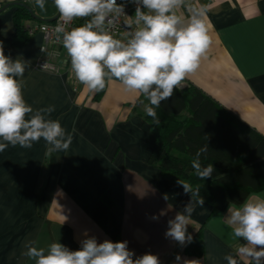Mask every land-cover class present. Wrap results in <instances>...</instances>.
<instances>
[{
  "label": "crops",
  "instance_id": "obj_1",
  "mask_svg": "<svg viewBox=\"0 0 264 264\" xmlns=\"http://www.w3.org/2000/svg\"><path fill=\"white\" fill-rule=\"evenodd\" d=\"M17 2L42 17H32L26 25L54 16L57 9L53 0L44 10L35 0H0V8L9 4L0 10V44L5 55L28 62L26 102L33 109L54 105L50 118L59 120L73 141L66 152L51 155H46L43 139L30 149L9 145L0 152V264H35L23 255L28 240L45 250L52 242L78 250L86 237L128 241L133 259L152 253L160 264H175L177 255L200 264H227L224 257L236 256L244 243L223 222L230 204L223 209L207 202L196 206L187 230L193 238L200 233L201 254L190 253V243L181 246L166 238L168 221L191 196L148 161L150 127L142 116L146 100L115 79L95 100L70 65L40 68L39 60L45 58L41 33L12 47ZM190 7L207 10L212 43L184 83L197 86L264 135V0H197L180 14L187 17ZM252 193H264V188Z\"/></svg>",
  "mask_w": 264,
  "mask_h": 264
},
{
  "label": "clouds",
  "instance_id": "obj_2",
  "mask_svg": "<svg viewBox=\"0 0 264 264\" xmlns=\"http://www.w3.org/2000/svg\"><path fill=\"white\" fill-rule=\"evenodd\" d=\"M53 3L59 14L56 38L66 49L75 79L93 93L103 91L108 81H119L126 91L139 93L148 100L145 111L155 123H159L156 109L174 91L183 89L186 77L199 68L212 43L205 8L190 7L187 17L180 14L187 0L122 3L53 0ZM126 3L135 5L133 16L126 14ZM35 4L45 9V0H35ZM122 16L128 29L126 40L111 33ZM80 18H87L86 22L68 27ZM27 66L28 62L22 58L5 55L0 44V152L9 145L30 149L41 139L47 145L46 155L66 152L73 136L59 120L50 118L55 106L33 109L24 99L23 77ZM199 156L197 152L192 167L200 179L210 178L215 169L211 164L202 167ZM177 183L186 194H191V200L168 221L165 236L185 246L193 239L187 230L192 213L205 201L189 183L181 180ZM222 218L232 237L244 241L239 243L236 256L224 257L227 264H264V193L249 194L239 205L230 204ZM35 245L36 241H26L23 253L35 264H160L159 257L152 253L133 259L135 253L129 250L128 241L98 242L95 237H86L80 241L78 250L60 242L50 243L47 250ZM175 264H200V261L177 255Z\"/></svg>",
  "mask_w": 264,
  "mask_h": 264
},
{
  "label": "trees",
  "instance_id": "obj_3",
  "mask_svg": "<svg viewBox=\"0 0 264 264\" xmlns=\"http://www.w3.org/2000/svg\"><path fill=\"white\" fill-rule=\"evenodd\" d=\"M31 18L25 7L16 5L12 47L21 46L30 38L25 21ZM103 92L94 93L93 98L98 100ZM156 113L159 123L145 110L142 116L150 127L152 150L148 161L162 176L189 183L214 209L238 205L250 192L264 188V135L197 86L185 82L182 90L174 91L172 97L161 102ZM197 152L202 167L213 165L215 171L210 178L200 179L192 167ZM187 250L196 255L202 253L200 233Z\"/></svg>",
  "mask_w": 264,
  "mask_h": 264
},
{
  "label": "built area",
  "instance_id": "obj_4",
  "mask_svg": "<svg viewBox=\"0 0 264 264\" xmlns=\"http://www.w3.org/2000/svg\"><path fill=\"white\" fill-rule=\"evenodd\" d=\"M197 0H187V3H191ZM125 2V0H117V3H122ZM125 12L128 16H133L135 12V5L132 3H126L125 6ZM58 17L51 21V22H46V21H41L35 24H27L26 29L28 34L32 35L35 33H41L43 37V43L41 46V51L42 53H47V52H53L55 53L56 50H63L66 52V49H64L62 42L58 41L55 32L56 25L58 23ZM87 18H80L72 21V23L68 26L69 28L71 27H77L86 22ZM125 17H120L119 21L116 23V25L111 29V33L115 38L126 40L127 37V27L124 23ZM39 67L42 69H54V66L51 65L50 61L41 58L38 63ZM43 65H47V67H43Z\"/></svg>",
  "mask_w": 264,
  "mask_h": 264
},
{
  "label": "rangeland",
  "instance_id": "obj_5",
  "mask_svg": "<svg viewBox=\"0 0 264 264\" xmlns=\"http://www.w3.org/2000/svg\"><path fill=\"white\" fill-rule=\"evenodd\" d=\"M49 4H50L49 0H45V6H48ZM36 15L38 16V18H42L41 15H39V14H36ZM38 22L39 21L34 19L32 21V24H35V23H38ZM43 56H45V58L43 57L44 59L50 61L51 65H53L54 68H56L58 70L60 68V65H62V64H65L66 66L70 65V58L67 56L65 51H63L61 49L56 50L55 53H53V52L43 53Z\"/></svg>",
  "mask_w": 264,
  "mask_h": 264
},
{
  "label": "water",
  "instance_id": "obj_6",
  "mask_svg": "<svg viewBox=\"0 0 264 264\" xmlns=\"http://www.w3.org/2000/svg\"><path fill=\"white\" fill-rule=\"evenodd\" d=\"M15 4H17V5H21V6L25 7V8L29 11V13L31 14V16H32L33 18H38L37 16H35V15L33 14V12L31 11V9L29 8V6H28L26 3H24V2H17V3H15ZM7 6H9L8 3H7V4H4V5L0 8V10L4 9V8L7 7ZM57 15H58V11L56 12V14H55L54 16H52V17H50V18H48V19H42V21L51 22V21H53V20L57 17Z\"/></svg>",
  "mask_w": 264,
  "mask_h": 264
}]
</instances>
